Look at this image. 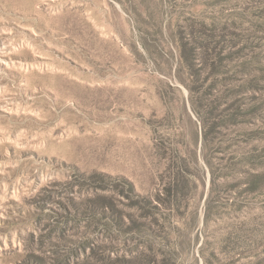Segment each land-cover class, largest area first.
<instances>
[{
  "label": "rangeland",
  "instance_id": "obj_1",
  "mask_svg": "<svg viewBox=\"0 0 264 264\" xmlns=\"http://www.w3.org/2000/svg\"><path fill=\"white\" fill-rule=\"evenodd\" d=\"M0 264H264V0H0Z\"/></svg>",
  "mask_w": 264,
  "mask_h": 264
}]
</instances>
